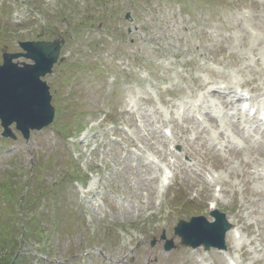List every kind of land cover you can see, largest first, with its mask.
Instances as JSON below:
<instances>
[{"label": "rangeland", "instance_id": "1", "mask_svg": "<svg viewBox=\"0 0 264 264\" xmlns=\"http://www.w3.org/2000/svg\"><path fill=\"white\" fill-rule=\"evenodd\" d=\"M60 37L61 60L42 80L66 123L27 140L14 125L15 140L0 136V182L14 185L10 200L0 190L1 230L19 236L11 220H39L22 244L33 264L46 261L42 230L49 264H156L144 252L176 264H264V210L257 180L246 178L253 164L264 169V125L248 122L256 109L264 122V64L255 62L264 59V0H0V63L3 52H23L19 41ZM228 79L254 99L245 117L231 118L209 92ZM206 111L218 129L190 121ZM237 120L242 134L230 126ZM213 176L221 180L208 184ZM212 203L237 232L225 236V257L173 234L179 220L212 221ZM184 250L190 259L179 258Z\"/></svg>", "mask_w": 264, "mask_h": 264}, {"label": "water", "instance_id": "2", "mask_svg": "<svg viewBox=\"0 0 264 264\" xmlns=\"http://www.w3.org/2000/svg\"><path fill=\"white\" fill-rule=\"evenodd\" d=\"M20 47L25 50L24 54H3L0 65V125L4 130L2 136L14 138L9 127L15 123V128L27 139L30 130H41L52 122L51 97L40 78L51 73L60 45L55 40L20 43ZM20 56L34 64H13L12 60ZM211 215L215 218L211 224L202 217L191 218L189 223L180 221L174 229L175 235L181 237L183 244L192 247L204 244L205 249L210 246L224 248V234L230 226L223 214L215 211ZM171 247L168 241L166 250Z\"/></svg>", "mask_w": 264, "mask_h": 264}, {"label": "bare ground", "instance_id": "3", "mask_svg": "<svg viewBox=\"0 0 264 264\" xmlns=\"http://www.w3.org/2000/svg\"><path fill=\"white\" fill-rule=\"evenodd\" d=\"M255 62H257V63L259 62V63L264 64V59L262 61L258 58H255ZM222 83L224 84V87L222 89H214L213 91H209V92H211V94L218 99L220 105L224 109H227V110L232 109V112L230 114L231 118H234V119L237 118L238 119V118L247 116L248 115L247 109H245V108L241 109L240 105H239L240 103H242L245 100V98L243 96H241L240 94H238L237 91L235 90V85H237V82H235V81L232 82L228 79V80H223ZM200 88L201 89L207 88V84L206 83L200 84ZM255 91H257V89H255ZM253 100H254L253 98L249 99V102L252 103ZM263 103H264V101H263ZM198 110H200V108H198ZM261 112H262L261 109L260 110L256 109L254 114L252 115V118L249 119V121H248V122H254L257 125L256 131L259 130L262 125H264V122H261V119L260 120L258 119V116ZM262 116L264 117V111H263ZM190 121L193 122V124L196 127H199L203 121H207L209 123H212L213 127L215 129H218V124H217L215 116H213V114L211 112H208V111L204 112L203 114H200L199 119L196 120V119L192 118V119H190ZM230 126L238 134H242L244 132V128L242 127L239 120H237L236 123L232 122ZM157 134H160V137L164 138V135L160 131H158ZM260 135L262 136V138H264V131L262 133H260ZM220 136H223V132L220 133ZM228 150L234 151V149H231V148ZM260 153L264 156V146L260 149ZM169 155L178 160V157L176 156L175 153H170ZM178 163H179V161H178ZM243 163H245L244 165L247 166L246 162H243ZM179 164L185 166V164H181V163H179ZM159 178H160V180L158 179L160 181L159 184H160V187H162L165 184V179H167V173L165 171H162L161 177H159ZM246 178H247V181H251L253 179L257 180V188H256L255 192L258 195V199H259L258 202L260 203L261 208H263V210H264V169L261 168L260 163H255V164H253V166H251V168L248 169ZM202 180L204 182L203 178H202ZM219 180H221V178L219 176H216V177L213 176L210 180H207V182H208V184H210V183H213V182H216ZM154 193H155V191H154ZM159 193H160V191L158 192V194ZM152 195H153L152 189L150 191L146 192V198L150 199L152 197ZM161 195H162V193L159 196H161ZM215 207H216V205H214L212 207V209ZM227 236L229 237L230 240H236L237 239V232H235L233 229H231L227 233ZM212 253L216 257H218V256L225 257L224 253L222 251H216V252H212ZM144 254L146 256L151 255L152 260L155 261L156 264H176V262L173 260L165 259L161 253H153L152 252L151 254H149L148 252H144ZM183 257H189V259H190L191 255H189V252L187 250H184V251H182V253L179 254L180 259H182ZM198 258L199 259L197 262H199V263L205 262L204 256L199 255ZM205 264H207V263H205Z\"/></svg>", "mask_w": 264, "mask_h": 264}, {"label": "trees", "instance_id": "4", "mask_svg": "<svg viewBox=\"0 0 264 264\" xmlns=\"http://www.w3.org/2000/svg\"><path fill=\"white\" fill-rule=\"evenodd\" d=\"M61 110L59 107L56 109V117L57 122L56 126L59 124L60 121ZM7 192H11L10 188H6ZM37 222H30L26 224V232L22 233L24 235V240L32 239V234L36 231ZM43 238V235H41ZM17 241L14 239H6V237L0 238V264H32L27 257H23L24 255L17 256Z\"/></svg>", "mask_w": 264, "mask_h": 264}]
</instances>
